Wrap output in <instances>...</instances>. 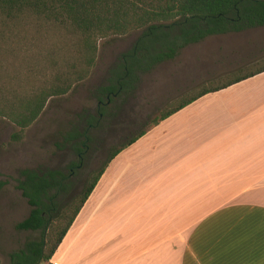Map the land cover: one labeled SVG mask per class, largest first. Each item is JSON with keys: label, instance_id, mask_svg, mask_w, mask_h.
I'll return each mask as SVG.
<instances>
[{"label": "crops", "instance_id": "crops-1", "mask_svg": "<svg viewBox=\"0 0 264 264\" xmlns=\"http://www.w3.org/2000/svg\"><path fill=\"white\" fill-rule=\"evenodd\" d=\"M263 180L264 71L202 95L117 153L52 258L264 264ZM238 184L257 195L226 199Z\"/></svg>", "mask_w": 264, "mask_h": 264}, {"label": "trees", "instance_id": "trees-1", "mask_svg": "<svg viewBox=\"0 0 264 264\" xmlns=\"http://www.w3.org/2000/svg\"><path fill=\"white\" fill-rule=\"evenodd\" d=\"M256 27H264V0H0V118L16 127L10 141L21 142L50 98L67 94L89 75L100 39L139 31L131 48L119 54L110 68L107 84L97 89V99L102 103V95L107 102L110 95H132L141 74L174 59L189 45L209 36ZM262 71L264 59L201 84L166 105L145 130L110 151L103 166L84 183L80 195L60 209L48 203L54 195L48 196L47 190L59 185L61 174L21 169L16 188L30 211L14 228L40 231V236L10 252L11 264L48 261L107 163L149 128L202 95ZM98 111L102 113L101 105ZM93 120L86 113L87 126ZM82 136L87 138V128L68 133L65 140L73 142ZM6 183L0 181V189ZM47 210H53L54 215L46 217Z\"/></svg>", "mask_w": 264, "mask_h": 264}, {"label": "rangeland", "instance_id": "rangeland-1", "mask_svg": "<svg viewBox=\"0 0 264 264\" xmlns=\"http://www.w3.org/2000/svg\"><path fill=\"white\" fill-rule=\"evenodd\" d=\"M138 35L139 31H133L125 36L98 40L95 62L89 75L76 83L67 94L50 98L38 119L26 129L21 142L10 141L16 127L0 118V181L7 182L0 189V264H11L8 257L10 252L17 251L25 241L40 236V231H19L14 228L30 211L26 199L16 188L21 169H32L38 173L54 169L64 172L66 162L77 161L71 151L65 150H70L74 144L84 155V168L80 171L74 169L80 181L79 191L84 177L87 175L86 181L89 180L91 174L103 166L110 151L145 130L166 105L191 93L201 84L264 59V27L209 36L200 43L183 48L178 56L162 62L151 72L141 74L132 95H110V102L102 95L100 113L96 91L107 84L109 70L118 55L128 51ZM86 113L94 117L89 126L85 123ZM78 114L85 117L78 119ZM84 128H87L86 140H65L68 133L81 132ZM72 183V179L67 181L66 188H70ZM244 187L246 185L238 184V192L223 195L228 200L237 197L251 199L257 195L239 193ZM52 195L53 192H50L49 196ZM68 202L65 197L56 196L53 206L60 209ZM53 212L47 210L45 216L54 215ZM69 214L70 211L66 218ZM66 218L60 221L61 226ZM109 243L114 247L122 246L121 241Z\"/></svg>", "mask_w": 264, "mask_h": 264}, {"label": "flooded vegetation", "instance_id": "flooded-vegetation-1", "mask_svg": "<svg viewBox=\"0 0 264 264\" xmlns=\"http://www.w3.org/2000/svg\"><path fill=\"white\" fill-rule=\"evenodd\" d=\"M100 105H103V103L99 102L98 101V104H97V109L100 107ZM81 138H84L85 140L87 139L85 136L81 137ZM67 151H71L72 154L76 157L77 161L76 162H71V161H68L64 164L65 166V171H61V170H50V171H58L61 176H58V179H59V185L57 187H54L53 189H50V190H47V194L49 196L50 192H53V195H54V198H56V196H58L59 198L61 197H65V201H72L74 199V196L76 194L80 195L81 193V190H82V187L84 185V183L86 182V176L84 177V179L82 180V187H81V190L77 191V188H78V185L80 183L79 180H77V175L75 174V170L76 169L77 171H80L82 168H84V155H83V151L80 150L79 152H77L76 150L74 149H65ZM57 169V168H56ZM49 171V170H47ZM46 172V171H45ZM65 172H67V174H65ZM74 182L70 185V188H66V185L65 183L69 180H71ZM77 195V196H78ZM53 199H49L48 200V203L50 205H53ZM67 204V203H66ZM65 204V205H66ZM63 205V207L65 206ZM50 220V218H49Z\"/></svg>", "mask_w": 264, "mask_h": 264}, {"label": "built area", "instance_id": "built-area-1", "mask_svg": "<svg viewBox=\"0 0 264 264\" xmlns=\"http://www.w3.org/2000/svg\"><path fill=\"white\" fill-rule=\"evenodd\" d=\"M42 264H60V261H59V260H54V259L51 257L48 261H46V262H44V263H42Z\"/></svg>", "mask_w": 264, "mask_h": 264}]
</instances>
